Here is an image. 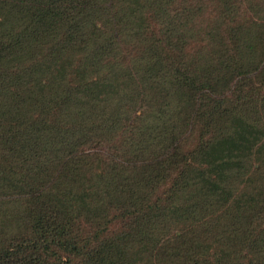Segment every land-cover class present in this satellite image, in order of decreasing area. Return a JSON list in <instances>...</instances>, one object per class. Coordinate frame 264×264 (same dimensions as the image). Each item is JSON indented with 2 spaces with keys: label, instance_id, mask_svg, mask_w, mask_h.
<instances>
[{
  "label": "trees",
  "instance_id": "1",
  "mask_svg": "<svg viewBox=\"0 0 264 264\" xmlns=\"http://www.w3.org/2000/svg\"><path fill=\"white\" fill-rule=\"evenodd\" d=\"M0 264H264V0H0Z\"/></svg>",
  "mask_w": 264,
  "mask_h": 264
}]
</instances>
